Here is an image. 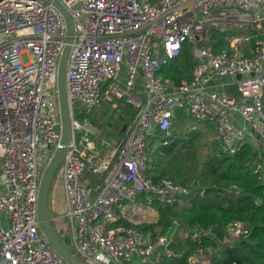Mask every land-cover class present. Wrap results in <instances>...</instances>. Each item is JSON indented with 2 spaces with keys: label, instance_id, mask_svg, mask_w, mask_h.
I'll use <instances>...</instances> for the list:
<instances>
[{
  "label": "built area",
  "instance_id": "built-area-1",
  "mask_svg": "<svg viewBox=\"0 0 264 264\" xmlns=\"http://www.w3.org/2000/svg\"><path fill=\"white\" fill-rule=\"evenodd\" d=\"M57 1L74 23L66 70L72 145L60 165L72 254L84 264H158L171 255L166 239L151 241L136 226L154 198L166 207L190 192L149 176L150 156L170 144L174 112L211 124L225 154L257 145L262 162L253 173L264 179V0ZM65 40L64 18L50 3L0 0V264H66L37 220L41 175L60 140ZM185 46L190 79L175 84L159 70ZM102 104L108 109L97 114ZM84 110L92 119L77 120ZM122 219L130 225L109 227ZM223 232L194 224L187 263L211 264L251 228L233 221Z\"/></svg>",
  "mask_w": 264,
  "mask_h": 264
},
{
  "label": "trees",
  "instance_id": "trees-1",
  "mask_svg": "<svg viewBox=\"0 0 264 264\" xmlns=\"http://www.w3.org/2000/svg\"><path fill=\"white\" fill-rule=\"evenodd\" d=\"M222 45H216L215 50L220 51ZM192 60L187 47L178 58L159 70L164 79H170L175 84L190 79ZM111 117L105 114V120ZM173 134L168 136L171 142ZM171 144V145H170ZM161 147L169 152L174 146L170 143ZM262 162L261 149L257 145L247 142L241 150L234 155L221 151L206 161L203 168L192 177V184L184 181L176 183L194 189L187 195L177 197L166 207H162L158 198H154L152 208L159 213V220L155 225L163 234L173 221H178V227L167 241V248L171 255L165 257L158 264H188L187 259L192 254L195 245L190 240V231L194 224L200 226H214L218 236H223L224 228L233 221H240L251 228V235L239 247L229 246L221 254L216 264H264V179L258 180L253 171L257 164ZM152 177V176H151ZM163 176H154L157 179ZM169 178V177H167ZM171 179V178H170ZM236 187V190L234 189ZM121 226L130 225L125 220L118 223ZM147 237H150V227L136 226ZM188 236L179 237L180 232ZM161 237L151 239L158 240ZM150 240V238H148ZM213 244V243H212Z\"/></svg>",
  "mask_w": 264,
  "mask_h": 264
},
{
  "label": "rangeland",
  "instance_id": "rangeland-1",
  "mask_svg": "<svg viewBox=\"0 0 264 264\" xmlns=\"http://www.w3.org/2000/svg\"><path fill=\"white\" fill-rule=\"evenodd\" d=\"M48 94L51 95V103L55 102L52 97V91H48ZM107 109L108 106L102 104L96 111L97 114H103ZM174 113L176 120L170 129V134L174 135L170 143L173 142L174 146L169 152H165L161 147H156L155 153L150 156L149 176L169 177L177 182L184 181L187 185H190L192 184V177L197 175V172L203 168L204 163L208 161L212 155L221 151V149L215 141L214 127L211 124L203 121H196L186 112L177 111ZM82 114L83 116H78L77 120L81 121L83 117L92 119L94 112L88 113L84 110ZM45 150L46 153L43 152L44 157L51 153L44 147L43 151ZM83 177L84 174H82L81 179ZM59 184H61L63 188L61 167H59L56 172L52 188ZM2 186L3 181L0 177V187ZM143 199V197H138V201L141 202L143 206L147 207ZM145 211L142 223L139 224V226L152 228L148 230L150 231V237L148 238L151 240L161 237L170 240L172 234L178 227V221H173L172 226L161 234L160 229L155 226L159 220V213L156 210L151 212V210L146 209ZM74 225L77 226L76 221H74ZM54 227L65 247L69 251L74 252L75 245L70 235L69 219L65 220V223L62 220L58 223L55 222ZM65 233H67L68 237H64ZM187 236L188 235L185 232L181 231L179 233V237L182 239ZM133 259L134 258L132 257L129 264L137 263ZM144 262L145 263L140 264H146V260H144Z\"/></svg>",
  "mask_w": 264,
  "mask_h": 264
},
{
  "label": "water",
  "instance_id": "water-1",
  "mask_svg": "<svg viewBox=\"0 0 264 264\" xmlns=\"http://www.w3.org/2000/svg\"><path fill=\"white\" fill-rule=\"evenodd\" d=\"M43 1L53 5L62 14L66 25V44L60 56L57 74V104L60 120V140L55 150L53 151L50 160L47 162L45 168L43 169L41 175L37 196V220L41 233L43 234L46 242L66 264H84L65 247V245L59 238L55 230L53 220L50 216L49 203V193L54 177L72 145V129L69 103L67 98L66 70L68 57L71 51V45L73 43L74 23L71 16L59 4L57 0ZM236 78L239 79L240 76H237ZM228 91L236 96H240V93L235 86H230L228 88ZM193 190V188L190 189V192H192ZM166 243L167 242L165 241L164 244ZM236 247H239V244H236Z\"/></svg>",
  "mask_w": 264,
  "mask_h": 264
},
{
  "label": "crops",
  "instance_id": "crops-1",
  "mask_svg": "<svg viewBox=\"0 0 264 264\" xmlns=\"http://www.w3.org/2000/svg\"><path fill=\"white\" fill-rule=\"evenodd\" d=\"M213 138H214V134H213ZM52 187H51V190H50V193H49L50 216H51L54 224H55V222L58 223L61 220L64 221V223H65V220H67V218L65 216L66 205H65V200H64V191H63V188H62L61 184H59L57 186H54V188H52ZM146 209L151 210V212L154 210L152 207L151 208H146ZM122 220H120V221H122ZM2 221H3V226L6 227V225L8 223V220L6 218H3ZM120 221H118V222H116L114 224H110L109 227L110 228H115V227L120 226L118 224V223H120ZM64 237H68L67 236V233H65V236ZM164 239H166V241L169 240L168 238H164ZM222 252H220L218 254V256H216V258H214L212 260L211 264H216L219 261ZM133 258H134L133 260H135L137 262L136 264L145 263L144 260L140 259L139 257H133ZM124 264H129V262H126Z\"/></svg>",
  "mask_w": 264,
  "mask_h": 264
}]
</instances>
